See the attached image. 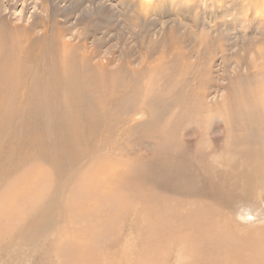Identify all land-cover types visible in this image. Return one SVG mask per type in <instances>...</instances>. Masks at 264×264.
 I'll list each match as a JSON object with an SVG mask.
<instances>
[{"label": "bare ground", "instance_id": "bare-ground-1", "mask_svg": "<svg viewBox=\"0 0 264 264\" xmlns=\"http://www.w3.org/2000/svg\"><path fill=\"white\" fill-rule=\"evenodd\" d=\"M137 2L140 15L160 6ZM238 3L243 22L247 2ZM159 16L158 29L121 32L123 43L158 47ZM50 28L0 37V252L51 237L60 264H264L263 71L251 63L229 74L223 93L189 87L172 59L158 88L138 80L148 70L133 66L129 44L119 64L114 54L105 62Z\"/></svg>", "mask_w": 264, "mask_h": 264}, {"label": "rangeland", "instance_id": "rangeland-1", "mask_svg": "<svg viewBox=\"0 0 264 264\" xmlns=\"http://www.w3.org/2000/svg\"><path fill=\"white\" fill-rule=\"evenodd\" d=\"M137 1L138 0H127L126 2H124V0L123 2L120 0H0V37L7 39L13 36L14 38L22 36L25 38L30 35L44 34L43 32H45L48 27H51L50 31H62L63 35L61 38L67 42L74 44L83 42L89 50L96 51L99 57L105 60V62L107 59H112V54H114L117 60L116 62H118L117 64H119V60L121 59L120 55L123 46H125L124 44H129L128 46L132 49L130 54L134 60H137L133 63V66L141 70V65H144L142 68L147 67L148 70L147 72L145 71L144 74L140 72L143 74H139L138 80L141 84H145L149 79H153V83H156V78H159V76L162 77V73H169L171 70L170 67L172 66L170 64L172 59L175 60L176 64L178 63L177 67L181 72L179 73L180 75L183 73L182 75L186 77V85H189V87L192 85L197 87L201 84V81H203V83L210 84L208 89H223L224 91L222 90V92L225 93V85L229 74L230 79H233L235 77L234 75L237 73L241 74L247 72L248 64L251 63L255 65V69L257 68L256 71H259V74L263 71L262 76L264 77V68L262 69V67H260L264 62H255L257 52L261 55L264 54V42H262L263 35L254 37L258 34L260 35L261 30L264 32L263 0H244V3L247 2V9L246 15L243 17V22L234 17V14L237 17L240 15L238 11L233 9L235 7L234 5H237L238 2L243 0H191L189 4L184 3V1L182 2V0L176 3L175 0H150V4L157 2L161 7L159 6V8L154 9L152 12L151 9H149L148 15L139 14V10H137ZM252 1H256V3L252 5ZM218 5H223L224 9L218 10ZM255 7H260V10L258 12L255 11L254 9H257ZM157 11H161L163 15ZM220 11L224 14L220 13ZM159 14L163 17V22L165 23L163 26L166 32L158 37V47L155 49H147L146 46L142 47V45L138 43L137 38L133 40L130 38L128 43H123L124 39L123 41L121 40V34L133 28L132 25L134 24L140 25L139 27H135V29L138 28V30L141 28L144 29L145 27L144 30L142 29L143 32H145L146 29L151 31L152 27L158 29V27L162 25L159 20ZM33 24L35 25L33 30L26 28ZM129 31L127 33L130 37ZM176 34L177 36H175ZM219 34H222L220 35L221 38L217 37ZM196 36H199V41ZM171 37L172 39H170ZM177 37L181 40L179 41ZM165 38L170 39V41ZM172 40L173 42L177 41V43H173ZM195 40L197 43H195ZM162 41L163 44H160ZM210 43L215 49L211 47L212 45ZM167 45H169V47ZM147 51L148 55L144 56ZM249 51L254 53L253 58H251L252 54H250ZM150 53L151 55L149 57ZM177 56L178 58H176ZM226 56H233V58L230 57L229 59L232 68L228 72V67L224 64V58ZM235 56H237V58ZM241 57H248V60L246 61L244 59L236 63V60ZM116 62L114 61V63ZM121 62L125 63L124 59L121 60ZM185 62H188V64ZM114 63L109 66V68L119 67ZM127 64L128 63H125L124 65ZM232 64L235 68H233ZM148 65L153 66L152 68L155 66L157 67L152 70ZM205 67L207 71H205ZM157 68H161L162 72L161 70L157 71ZM258 68H260L261 71ZM149 70L151 71V77L149 75ZM179 77L178 74L174 82L175 84L179 83ZM261 77L259 76L258 79ZM128 80L129 77L124 76L122 81L125 85H128ZM156 81L157 83L153 86L160 88V82L158 80ZM245 84L246 83H243L240 86ZM201 90L205 92V89L203 90L202 88ZM256 214L258 219L264 217V204H262V202ZM93 218L95 219V216H89V218H86V221L91 223V219ZM134 218V216H131L130 220ZM80 224L81 223H77L76 225ZM128 225L129 223H126L125 228ZM258 225L264 226V220L259 222ZM125 234L126 232L124 230L122 232L123 238L127 237ZM50 238L51 237L35 248H30L29 250L28 248H23L19 250L20 254L14 251L13 255L15 256L0 252V264H60V259L65 258V253H63L64 256L61 254L62 258L56 256L55 253L50 250V241L52 239ZM169 263L181 264L174 258L170 259Z\"/></svg>", "mask_w": 264, "mask_h": 264}, {"label": "clouds", "instance_id": "clouds-1", "mask_svg": "<svg viewBox=\"0 0 264 264\" xmlns=\"http://www.w3.org/2000/svg\"><path fill=\"white\" fill-rule=\"evenodd\" d=\"M261 35H264V33H261L260 35L254 36V37H259ZM250 42H251V38H250Z\"/></svg>", "mask_w": 264, "mask_h": 264}]
</instances>
